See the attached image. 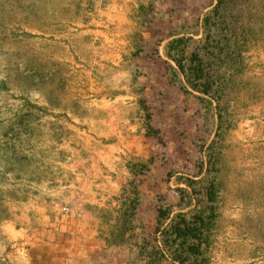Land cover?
Listing matches in <instances>:
<instances>
[{"label": "rangeland", "instance_id": "1", "mask_svg": "<svg viewBox=\"0 0 264 264\" xmlns=\"http://www.w3.org/2000/svg\"><path fill=\"white\" fill-rule=\"evenodd\" d=\"M216 4L0 0V264H148L188 180L217 186L209 264H264V0H227L213 98L167 57Z\"/></svg>", "mask_w": 264, "mask_h": 264}, {"label": "trees", "instance_id": "2", "mask_svg": "<svg viewBox=\"0 0 264 264\" xmlns=\"http://www.w3.org/2000/svg\"><path fill=\"white\" fill-rule=\"evenodd\" d=\"M216 1L217 4L203 20L206 38L203 53L194 52L188 57L186 51L191 39L186 37L176 38L167 46V57L176 67L174 71L182 75L193 93L200 94L202 101H205L204 97L213 98L214 88L220 87L217 75L221 71L217 66L230 55L237 31L226 9L227 0ZM215 32L219 39L215 38ZM221 37H224L222 43ZM148 128L152 129L150 116ZM186 182L189 191L181 189V203L189 199L192 204L195 203L190 207L193 209L189 213L176 214L172 209H158L151 240L145 239L142 245V254L148 264H209L206 252L211 246V235L218 215L217 186L210 181L202 190H197L203 180ZM200 193L203 194L202 199L198 196ZM134 202L135 208L139 204L138 192L135 193Z\"/></svg>", "mask_w": 264, "mask_h": 264}, {"label": "crops", "instance_id": "3", "mask_svg": "<svg viewBox=\"0 0 264 264\" xmlns=\"http://www.w3.org/2000/svg\"><path fill=\"white\" fill-rule=\"evenodd\" d=\"M91 237V231L87 233ZM85 237L88 235L83 234Z\"/></svg>", "mask_w": 264, "mask_h": 264}]
</instances>
